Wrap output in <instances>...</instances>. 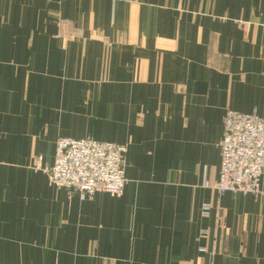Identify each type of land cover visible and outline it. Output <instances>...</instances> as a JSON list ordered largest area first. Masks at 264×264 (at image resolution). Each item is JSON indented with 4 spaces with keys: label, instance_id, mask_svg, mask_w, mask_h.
I'll list each match as a JSON object with an SVG mask.
<instances>
[{
    "label": "crops",
    "instance_id": "0c3cea01",
    "mask_svg": "<svg viewBox=\"0 0 264 264\" xmlns=\"http://www.w3.org/2000/svg\"><path fill=\"white\" fill-rule=\"evenodd\" d=\"M103 89L111 133L72 130ZM228 110L264 120V0H0V264H264V199L203 187ZM60 137L127 145L124 195L35 172Z\"/></svg>",
    "mask_w": 264,
    "mask_h": 264
},
{
    "label": "built area",
    "instance_id": "2783aa9c",
    "mask_svg": "<svg viewBox=\"0 0 264 264\" xmlns=\"http://www.w3.org/2000/svg\"><path fill=\"white\" fill-rule=\"evenodd\" d=\"M219 143L221 165L215 184L205 181L220 196H253L264 199V120L258 115L227 111ZM127 145L92 139L61 138L52 165L38 156L34 171L47 176L49 184L85 202L99 194L122 197L126 177ZM210 205L203 207L209 215Z\"/></svg>",
    "mask_w": 264,
    "mask_h": 264
},
{
    "label": "rangeland",
    "instance_id": "374dc122",
    "mask_svg": "<svg viewBox=\"0 0 264 264\" xmlns=\"http://www.w3.org/2000/svg\"><path fill=\"white\" fill-rule=\"evenodd\" d=\"M109 66H110L109 64H103V71H107L109 69ZM102 80L105 83L109 81L107 80L106 77L103 78ZM98 91H99L98 94L95 91H93L95 93L92 95L91 94L72 95L69 97V100H64L63 105H69L71 107L70 114L72 115V122H71L72 130H84L85 129L89 131L93 130V133L96 131L101 132V133H106V134L111 133V123L110 122H111V113H112V108H111L112 101H111L110 91L107 89H103L102 91L104 92L109 91V94H104V95L102 94L100 90ZM61 117H63V112H61ZM61 138L74 139L72 137H60L57 139L56 145L59 139ZM85 139H91V138H85ZM94 141H97V140H94ZM97 142H101V141H97ZM56 145H55V149H56ZM218 148H219V144H218ZM33 168H34V165H33ZM217 180L215 182H211V181L209 182H211L212 184H215ZM94 198L95 197H93L92 199ZM92 199H89V200H92ZM203 207H202V215L203 217H207L203 213Z\"/></svg>",
    "mask_w": 264,
    "mask_h": 264
}]
</instances>
